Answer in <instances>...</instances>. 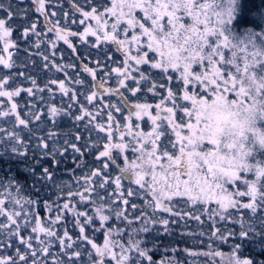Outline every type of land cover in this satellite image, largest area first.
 Here are the masks:
<instances>
[{
	"label": "snow or ice",
	"instance_id": "6c2138e0",
	"mask_svg": "<svg viewBox=\"0 0 264 264\" xmlns=\"http://www.w3.org/2000/svg\"><path fill=\"white\" fill-rule=\"evenodd\" d=\"M260 98L264 0H0V264H264Z\"/></svg>",
	"mask_w": 264,
	"mask_h": 264
},
{
	"label": "trees",
	"instance_id": "16d2710c",
	"mask_svg": "<svg viewBox=\"0 0 264 264\" xmlns=\"http://www.w3.org/2000/svg\"><path fill=\"white\" fill-rule=\"evenodd\" d=\"M68 127H70V124L66 126L63 130L67 131ZM69 167H71V163L69 162ZM24 169V164L18 160H8L7 158L0 159V178H5V177H17L21 180L22 183L26 184L27 186L31 185V179L27 178L26 173L23 171ZM61 179L68 181L69 180V175L64 174L61 172L60 174ZM193 224L189 225L188 230H192ZM206 239V238H205ZM191 243V241H189ZM181 247H184V245H181ZM248 251L252 250L251 245H246L245 246ZM222 251L228 252L230 251V246L228 244L223 245Z\"/></svg>",
	"mask_w": 264,
	"mask_h": 264
},
{
	"label": "clouds",
	"instance_id": "9594fccd",
	"mask_svg": "<svg viewBox=\"0 0 264 264\" xmlns=\"http://www.w3.org/2000/svg\"><path fill=\"white\" fill-rule=\"evenodd\" d=\"M249 87V92L252 96L255 97V87ZM261 99V104H264V98ZM251 107V105H250ZM245 137L246 139L240 142L245 143V151H249L253 146H260V138L264 137V110L260 109V105L256 106L255 115L250 118L246 124L245 129ZM230 142V141H225Z\"/></svg>",
	"mask_w": 264,
	"mask_h": 264
}]
</instances>
